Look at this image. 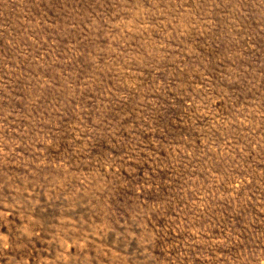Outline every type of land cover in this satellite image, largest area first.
I'll use <instances>...</instances> for the list:
<instances>
[{
    "label": "rangeland",
    "instance_id": "1",
    "mask_svg": "<svg viewBox=\"0 0 264 264\" xmlns=\"http://www.w3.org/2000/svg\"><path fill=\"white\" fill-rule=\"evenodd\" d=\"M0 264H264V0H0Z\"/></svg>",
    "mask_w": 264,
    "mask_h": 264
}]
</instances>
